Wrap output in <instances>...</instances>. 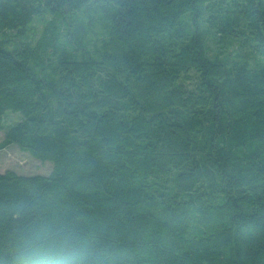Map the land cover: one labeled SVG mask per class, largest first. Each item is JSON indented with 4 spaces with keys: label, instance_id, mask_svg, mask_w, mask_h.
Instances as JSON below:
<instances>
[{
    "label": "trees",
    "instance_id": "16d2710c",
    "mask_svg": "<svg viewBox=\"0 0 264 264\" xmlns=\"http://www.w3.org/2000/svg\"><path fill=\"white\" fill-rule=\"evenodd\" d=\"M0 133V264H264V0H0Z\"/></svg>",
    "mask_w": 264,
    "mask_h": 264
},
{
    "label": "rangeland",
    "instance_id": "374dc122",
    "mask_svg": "<svg viewBox=\"0 0 264 264\" xmlns=\"http://www.w3.org/2000/svg\"><path fill=\"white\" fill-rule=\"evenodd\" d=\"M45 20L37 22L40 31L44 27ZM31 39H35L33 36ZM19 119V116L14 113L7 112L4 118L5 126ZM3 133H0V141ZM52 169V164L49 161L42 162L32 157L28 152L20 150L16 145H10L7 148L0 150V172L13 171L20 175L41 174L47 175Z\"/></svg>",
    "mask_w": 264,
    "mask_h": 264
}]
</instances>
